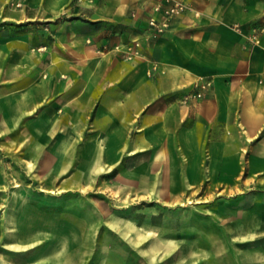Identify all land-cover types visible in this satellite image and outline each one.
Masks as SVG:
<instances>
[{
  "label": "crops",
  "instance_id": "1",
  "mask_svg": "<svg viewBox=\"0 0 264 264\" xmlns=\"http://www.w3.org/2000/svg\"><path fill=\"white\" fill-rule=\"evenodd\" d=\"M70 1L3 8L11 21H58V51L40 66L47 53L0 37V162L14 166H0V192L23 172L163 201L236 191L230 207L264 239V32L251 38L264 0H184L191 10L155 38L156 0H94L95 20L124 24L93 35L65 21Z\"/></svg>",
  "mask_w": 264,
  "mask_h": 264
},
{
  "label": "rangeland",
  "instance_id": "2",
  "mask_svg": "<svg viewBox=\"0 0 264 264\" xmlns=\"http://www.w3.org/2000/svg\"><path fill=\"white\" fill-rule=\"evenodd\" d=\"M24 4L10 1L0 7V37L47 53L39 61L46 65L58 51V21L54 27L44 20L6 19L3 8ZM94 4L71 0L65 21L88 35L123 26L122 18L95 20ZM5 160L0 166L7 164L12 172L14 166ZM81 179L50 184L24 172L8 178L0 192V264H264V239H254L241 222L243 210L229 205L236 191L227 192V198L198 192L163 201L115 193L102 180Z\"/></svg>",
  "mask_w": 264,
  "mask_h": 264
},
{
  "label": "built area",
  "instance_id": "3",
  "mask_svg": "<svg viewBox=\"0 0 264 264\" xmlns=\"http://www.w3.org/2000/svg\"><path fill=\"white\" fill-rule=\"evenodd\" d=\"M153 10L159 15L150 16L148 18V30L152 38L161 35L168 27L169 21L172 18L181 16L182 14L191 10V6L184 2V0H156ZM259 31L264 32V28L256 30L251 38L257 40ZM136 47L139 46L137 41L134 42ZM207 83L199 85V90L195 93L196 98H201L204 90L206 89Z\"/></svg>",
  "mask_w": 264,
  "mask_h": 264
}]
</instances>
